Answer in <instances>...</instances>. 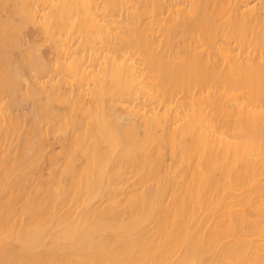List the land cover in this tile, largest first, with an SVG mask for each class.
Returning <instances> with one entry per match:
<instances>
[{
    "label": "bare ground",
    "instance_id": "obj_1",
    "mask_svg": "<svg viewBox=\"0 0 264 264\" xmlns=\"http://www.w3.org/2000/svg\"><path fill=\"white\" fill-rule=\"evenodd\" d=\"M0 264H264V0H0Z\"/></svg>",
    "mask_w": 264,
    "mask_h": 264
},
{
    "label": "rangeland",
    "instance_id": "obj_2",
    "mask_svg": "<svg viewBox=\"0 0 264 264\" xmlns=\"http://www.w3.org/2000/svg\"><path fill=\"white\" fill-rule=\"evenodd\" d=\"M49 150H50V148H49ZM50 154H54V152L51 150V152H50ZM48 164H49V162L48 161H45L42 165H43V167H45V169H44V175H47V173H48V171H49V169L47 168L48 167Z\"/></svg>",
    "mask_w": 264,
    "mask_h": 264
}]
</instances>
